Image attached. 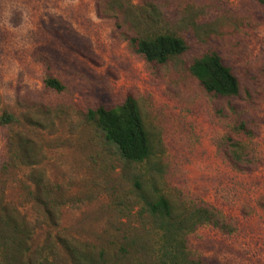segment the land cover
Wrapping results in <instances>:
<instances>
[{"label": "rangeland", "instance_id": "obj_1", "mask_svg": "<svg viewBox=\"0 0 264 264\" xmlns=\"http://www.w3.org/2000/svg\"><path fill=\"white\" fill-rule=\"evenodd\" d=\"M172 32L188 49L147 61L136 40ZM214 48L240 92H207L191 74ZM50 72L64 88L45 83ZM128 94L153 145L127 162L88 111ZM0 264H160L161 232L144 208L209 204L235 224L186 236L209 264H264V4L258 0H0ZM246 123L248 133L239 126ZM228 138L251 163L238 170ZM146 197V198H145Z\"/></svg>", "mask_w": 264, "mask_h": 264}, {"label": "trees", "instance_id": "obj_2", "mask_svg": "<svg viewBox=\"0 0 264 264\" xmlns=\"http://www.w3.org/2000/svg\"><path fill=\"white\" fill-rule=\"evenodd\" d=\"M264 4V0H258ZM137 51L149 62L166 63L188 49L187 41L172 32L150 33L135 39ZM191 74L209 93L234 97L240 92L241 83L232 68L224 62L220 52L211 48L193 59L189 66ZM48 87L62 90L63 83L51 72L45 78ZM94 121L113 144L122 158L130 163H142L153 153L150 132L147 129L138 100L131 94L118 103H99L88 111ZM16 118L4 111L0 123L7 125ZM248 133L246 123L239 128ZM227 158L238 170H245L251 163L242 140L228 138ZM146 198V197H145ZM144 208L158 223L161 232L160 264H209L191 256L186 249V236L204 225L214 226L224 232H233L235 224L215 206L204 204L175 212L171 201L163 194L145 199ZM4 228L14 229L16 224L9 215L0 216Z\"/></svg>", "mask_w": 264, "mask_h": 264}]
</instances>
